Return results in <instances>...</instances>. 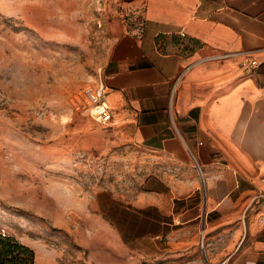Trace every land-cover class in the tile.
Segmentation results:
<instances>
[{
    "label": "crops",
    "instance_id": "0c3cea01",
    "mask_svg": "<svg viewBox=\"0 0 264 264\" xmlns=\"http://www.w3.org/2000/svg\"><path fill=\"white\" fill-rule=\"evenodd\" d=\"M106 5L113 118L81 119L73 149L110 156L142 189L121 206L136 220L91 205L83 264H264V0ZM168 35L197 49L163 51Z\"/></svg>",
    "mask_w": 264,
    "mask_h": 264
},
{
    "label": "rangeland",
    "instance_id": "374dc122",
    "mask_svg": "<svg viewBox=\"0 0 264 264\" xmlns=\"http://www.w3.org/2000/svg\"><path fill=\"white\" fill-rule=\"evenodd\" d=\"M106 2L0 0V233L32 247L37 264L85 263L91 205L97 218L137 217L121 206L142 182L110 156L73 149L81 119L95 121L85 90L110 53ZM159 44L197 49L169 35Z\"/></svg>",
    "mask_w": 264,
    "mask_h": 264
},
{
    "label": "built area",
    "instance_id": "2783aa9c",
    "mask_svg": "<svg viewBox=\"0 0 264 264\" xmlns=\"http://www.w3.org/2000/svg\"><path fill=\"white\" fill-rule=\"evenodd\" d=\"M249 66L255 67V60L248 62ZM104 70L101 67L98 71V79L94 86H88L85 94L89 101V114L98 123L108 124L113 118V111L106 100V84L103 78Z\"/></svg>",
    "mask_w": 264,
    "mask_h": 264
},
{
    "label": "trees",
    "instance_id": "16d2710c",
    "mask_svg": "<svg viewBox=\"0 0 264 264\" xmlns=\"http://www.w3.org/2000/svg\"><path fill=\"white\" fill-rule=\"evenodd\" d=\"M161 36L158 38V42ZM35 251L15 236L0 233V264H34Z\"/></svg>",
    "mask_w": 264,
    "mask_h": 264
}]
</instances>
